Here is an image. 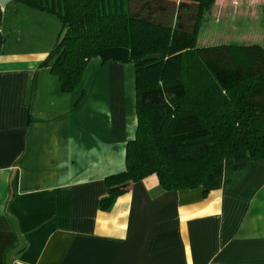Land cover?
Instances as JSON below:
<instances>
[{"label":"crops","instance_id":"obj_1","mask_svg":"<svg viewBox=\"0 0 264 264\" xmlns=\"http://www.w3.org/2000/svg\"><path fill=\"white\" fill-rule=\"evenodd\" d=\"M56 39L0 52V264H264V158L224 157L194 187L151 175L100 209L136 133L134 66L93 57L63 91L40 65Z\"/></svg>","mask_w":264,"mask_h":264},{"label":"trees","instance_id":"obj_2","mask_svg":"<svg viewBox=\"0 0 264 264\" xmlns=\"http://www.w3.org/2000/svg\"><path fill=\"white\" fill-rule=\"evenodd\" d=\"M16 1L60 21L55 46L40 65L63 91L79 85L93 57L134 66L136 133L125 169L106 178L100 209L151 175L164 189L194 187L224 157L264 158V47L197 45L200 9L209 11L215 0H181L179 8L196 3L193 28L179 18L170 24L131 15L126 0ZM3 41L0 31V52ZM148 54L160 56L144 60Z\"/></svg>","mask_w":264,"mask_h":264},{"label":"rangeland","instance_id":"obj_3","mask_svg":"<svg viewBox=\"0 0 264 264\" xmlns=\"http://www.w3.org/2000/svg\"><path fill=\"white\" fill-rule=\"evenodd\" d=\"M181 2V0H126L124 8L131 15L170 24L179 18L185 26L193 28L196 3L179 8ZM0 5H2L0 31L4 39L3 44L8 41V45L11 46L17 40H20V44L48 43L52 37L55 41L60 30V21L57 20L56 15H54L55 27L50 22L46 27H41L42 22L24 14L17 3L10 4L7 0H0ZM5 8L6 12H4ZM200 16L196 26V44L199 46L255 43L264 47V0H215L209 11L204 12L200 9ZM52 43L51 49L55 46V42ZM191 58L192 52H189L187 62H190ZM190 69L192 70V66Z\"/></svg>","mask_w":264,"mask_h":264},{"label":"water","instance_id":"obj_4","mask_svg":"<svg viewBox=\"0 0 264 264\" xmlns=\"http://www.w3.org/2000/svg\"><path fill=\"white\" fill-rule=\"evenodd\" d=\"M160 55L159 54H148L146 56H144V60H148V59H155L158 58Z\"/></svg>","mask_w":264,"mask_h":264}]
</instances>
